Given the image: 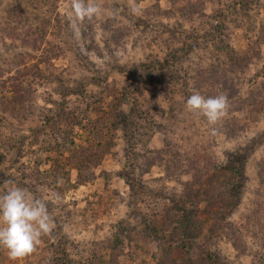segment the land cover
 <instances>
[{
    "label": "rangeland",
    "instance_id": "1",
    "mask_svg": "<svg viewBox=\"0 0 264 264\" xmlns=\"http://www.w3.org/2000/svg\"><path fill=\"white\" fill-rule=\"evenodd\" d=\"M94 2L0 0V195L60 197L0 264H264V0Z\"/></svg>",
    "mask_w": 264,
    "mask_h": 264
},
{
    "label": "clouds",
    "instance_id": "2",
    "mask_svg": "<svg viewBox=\"0 0 264 264\" xmlns=\"http://www.w3.org/2000/svg\"><path fill=\"white\" fill-rule=\"evenodd\" d=\"M101 8L94 0H71L70 22L73 27L86 19L100 14ZM228 101L224 94L204 97L199 92L190 95L185 108L189 113L204 117L209 125H215L227 113ZM216 129L212 128V134ZM4 194L0 195V249L6 251L10 260L16 261L34 251L41 237L54 228L48 200H60L55 192L48 199L37 197L26 188L13 182Z\"/></svg>",
    "mask_w": 264,
    "mask_h": 264
},
{
    "label": "trees",
    "instance_id": "3",
    "mask_svg": "<svg viewBox=\"0 0 264 264\" xmlns=\"http://www.w3.org/2000/svg\"><path fill=\"white\" fill-rule=\"evenodd\" d=\"M67 114L69 115L70 113H67ZM63 117L66 118V119H68V116L66 115L65 111H64V116ZM128 117L127 118H124L123 117V120L125 121V124L126 123H129L130 125H135V123H134L135 118L134 117H131L130 115H128ZM127 120H129V121H127Z\"/></svg>",
    "mask_w": 264,
    "mask_h": 264
}]
</instances>
